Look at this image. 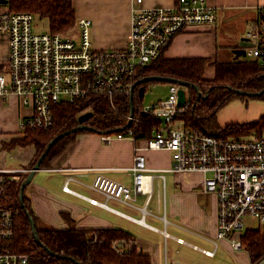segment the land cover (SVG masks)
<instances>
[{
  "label": "built area",
  "instance_id": "built-area-1",
  "mask_svg": "<svg viewBox=\"0 0 264 264\" xmlns=\"http://www.w3.org/2000/svg\"><path fill=\"white\" fill-rule=\"evenodd\" d=\"M218 17V8L207 0H177L173 6L134 7L127 45L97 49L91 37L92 21L88 18L77 19L70 27L71 32L38 31L33 13L0 9V33L8 35L10 49L8 68L0 70V94H15L24 103L33 104V113L20 123L22 130H49L54 125L56 105L76 103L90 94L109 98L117 94L130 95L137 69L162 56L176 34L192 26L214 25ZM242 47L250 60L264 66V5L258 6L256 20L246 31ZM179 89L180 85L172 83L167 98L144 106V111L160 124L155 128V136L146 141V146L136 147L130 167L133 186L99 171L89 185L105 199H89L94 204L121 212L108 201L131 203L136 195L147 193L155 171L200 173L204 176L200 182L202 191L218 197L214 243L228 239L235 249L244 248L240 236L251 227L248 219L264 224V132L252 137H233L187 126L179 115L188 101L179 106ZM128 117L130 119V115ZM133 122L134 126L124 131L102 133V139L129 137L137 140L136 128L141 120L133 116ZM145 149H168L172 154L171 166L163 170L151 169ZM24 171L22 168H0V264H27L30 258L27 253L2 246L5 239L15 234L18 211L12 205L10 192L12 184L19 180L17 174ZM74 180L83 182L76 174H68L64 190L79 194L69 186ZM162 218L167 227L170 221L166 214ZM144 221L140 219L141 223ZM162 231L165 236H170L166 228ZM178 240L184 242L183 238ZM132 243L119 238L113 246L122 254L130 250ZM205 252L213 253L211 250ZM261 259L264 260V254Z\"/></svg>",
  "mask_w": 264,
  "mask_h": 264
},
{
  "label": "crops",
  "instance_id": "crops-1",
  "mask_svg": "<svg viewBox=\"0 0 264 264\" xmlns=\"http://www.w3.org/2000/svg\"><path fill=\"white\" fill-rule=\"evenodd\" d=\"M207 1L218 8L216 24L192 26L179 32L165 49L164 57L233 60L236 56L234 49L242 47L246 31L256 20L258 6L264 5V0ZM176 3L177 0H143L142 3L136 0H74V9L77 19L92 21L94 47L116 49L124 48L128 43L134 7L173 6ZM2 6L7 9L8 1H0ZM222 47L226 48V55H223ZM8 52V35L0 33L1 70L8 68L9 58L3 64ZM214 72V66L206 68L207 77H213ZM33 111L31 102L24 103L15 94H0V168L30 170L27 165L35 155V145H16L7 149L6 144L22 136L20 123ZM226 117V114L218 116L222 128L230 124L228 121L221 122L220 119ZM96 132H79L49 167L36 171L27 188L35 212L46 219L49 216L58 223L55 226L58 229L116 228L126 231L139 249L151 256L152 264H264L261 257L253 260L246 249L232 247L228 239L214 243L218 227V197L214 193H204L200 188L203 174L155 171L147 193L136 195L131 203L108 201L111 207L121 212L92 203L89 198L105 199L89 185L99 171L133 186L130 167L136 147L146 146L143 138L134 140L124 137L105 141L102 133ZM144 152L151 169H167L173 162L168 149H145ZM8 155L14 159L13 162L8 160ZM68 174H76L83 180H74L69 184L79 194L64 190ZM165 214L170 221L167 227L162 218ZM142 218L144 223L140 222ZM258 226L264 230V224L254 222L251 225ZM164 228L170 236L164 235ZM179 237L184 242L179 241ZM205 250L213 253L208 254Z\"/></svg>",
  "mask_w": 264,
  "mask_h": 264
},
{
  "label": "trees",
  "instance_id": "trees-1",
  "mask_svg": "<svg viewBox=\"0 0 264 264\" xmlns=\"http://www.w3.org/2000/svg\"><path fill=\"white\" fill-rule=\"evenodd\" d=\"M7 9L27 11L35 16L45 17L49 29L53 32L66 31L77 19L74 0H8ZM210 65L215 69L213 77L206 76V68ZM150 75L173 77L184 85L164 80H143ZM139 80L143 81L138 82ZM152 82L175 83L185 87L188 103L179 118L189 127L233 137L241 135L252 137L264 132V112L255 121L245 124L230 123L222 128L218 121L220 109L235 98L246 101L264 100V93L248 95L264 88V66L256 60L235 57L233 60L220 61L216 58H166L162 55L140 66L133 78V104L134 116L141 120L136 128L137 139L143 138L146 141L155 136V128L160 124L158 119L144 111V93ZM141 87L143 93L140 92ZM88 111L93 112V115L84 123L93 127L95 131L100 133L124 131L128 128V116L131 114L130 95L117 94L109 98L105 95L90 94L78 99L76 103L58 104L54 109V125L49 130L27 128L22 131L21 137L14 138L6 144V148L34 144L36 152L27 165L31 169L47 149L50 140L78 126L79 116ZM133 126L134 122L131 127ZM79 132L81 131L70 132L58 140L50 148L41 167H49ZM28 174L29 171L18 173L19 180L11 187V202L18 212L15 218V234L12 238L5 239L2 243L4 248L29 254L27 264H152L151 256L143 253L132 240L131 234L126 231L116 228L58 229L41 226L40 218L27 194L28 185L21 198L22 183ZM65 216L68 217L67 214ZM31 219L35 222L40 242L34 236ZM240 237L244 249L250 253L253 260L264 254V230L260 226L248 227ZM119 238L133 242L127 253H118L114 248L113 242Z\"/></svg>",
  "mask_w": 264,
  "mask_h": 264
},
{
  "label": "rangeland",
  "instance_id": "rangeland-1",
  "mask_svg": "<svg viewBox=\"0 0 264 264\" xmlns=\"http://www.w3.org/2000/svg\"><path fill=\"white\" fill-rule=\"evenodd\" d=\"M3 8H4V6L0 7V9H3ZM34 26H35V30H38V31H45V30L49 29V23H48L47 18L41 17L40 15L35 16ZM71 28H68L65 32H67V31L71 32ZM76 32H77V30H76ZM221 51L223 53H225V54L222 53L223 55H226V48L225 47H222ZM227 54H230V53L227 52ZM9 55H10V49H9L7 58L3 61V64H5L7 62ZM245 58L249 59L248 56H240L239 57V59H245ZM182 87H184V86H182ZM180 88H181V85H180ZM169 91H170L169 83H165V82H152V83H150L148 85L147 90L144 93V97H143L144 105H150V104H153L154 102H156L158 100L165 99L168 96ZM263 112H264V100L263 99H249L246 101V100H243L242 98H235L232 101H230L227 105H225L223 108L220 109V111L218 112V116L225 115V114L227 115V117L225 119H220L221 122L222 121L223 122L228 121L230 123L238 122L240 124H245L248 122L255 121L257 118L260 117V115ZM218 121H219V119H218ZM81 132H94V131L88 130V131H81ZM209 133H215V132L211 131ZM96 134H98V133L96 132ZM8 160L10 162L14 161V159H10V155H8ZM29 193H30V189H29ZM36 214L40 218L41 226L52 227V228L57 227L58 223L52 221L49 216H48V219H46V218H43V216L41 214H39L38 212H36ZM254 222H257V221L255 219H251V218L248 219V224L250 226Z\"/></svg>",
  "mask_w": 264,
  "mask_h": 264
},
{
  "label": "water",
  "instance_id": "water-1",
  "mask_svg": "<svg viewBox=\"0 0 264 264\" xmlns=\"http://www.w3.org/2000/svg\"><path fill=\"white\" fill-rule=\"evenodd\" d=\"M1 2H7L8 0H0ZM234 53H235V57H240V56H246V50L243 48V47H240V48H237V49H234ZM144 81H148V80H164V81H168V82H176V83H179L181 85H184L183 82L179 81L178 79L176 78H173V77H167V76H161V75H150V76H147L145 78H143ZM143 80H139L138 82H141ZM143 91V88L141 87L140 88V92ZM238 92H243L241 90H237ZM247 93V92H246ZM264 93V88L258 92H250L248 93V95H262ZM179 100H178V104L179 106H184L186 103H187V100H188V93H187V90L181 86V88L179 89ZM201 94V93H200ZM133 91L131 92L130 94V101H131V114H130V119L128 121V124L127 126H130L132 124V117L134 116V104H133ZM206 97V95H205ZM93 115V112L91 111H88V112H85L83 114H81L79 116V125L72 128L71 130H68L66 132H62L58 135H56L53 139L50 140L48 146H47V149L41 154V156L39 157V159L37 160V162L35 163V165L33 166V168H31L29 170V174L28 176L26 177V179L24 180V182L22 183V188H21V198L23 197L24 195V189L27 185H29L34 176H35V173L37 170H40L42 167H41V164L44 160V158L46 157L47 153L49 152L50 148L58 141L60 140L62 137H64L66 134H69L70 132H77V131H87V130H94L93 127H91L90 125L88 124H85L84 122L86 120H88L91 116ZM31 222H32V226H33V233H34V236L35 238L38 240V242H40L39 240V237H38V233H37V229H36V225H35V222L33 219H31Z\"/></svg>",
  "mask_w": 264,
  "mask_h": 264
},
{
  "label": "bare ground",
  "instance_id": "bare-ground-1",
  "mask_svg": "<svg viewBox=\"0 0 264 264\" xmlns=\"http://www.w3.org/2000/svg\"><path fill=\"white\" fill-rule=\"evenodd\" d=\"M1 70V69H0ZM188 101V100H187ZM16 169V168H15Z\"/></svg>",
  "mask_w": 264,
  "mask_h": 264
}]
</instances>
